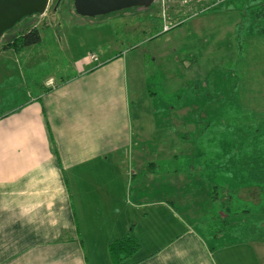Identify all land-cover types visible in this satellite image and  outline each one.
I'll use <instances>...</instances> for the list:
<instances>
[{
  "label": "crops",
  "instance_id": "0c3cea01",
  "mask_svg": "<svg viewBox=\"0 0 264 264\" xmlns=\"http://www.w3.org/2000/svg\"><path fill=\"white\" fill-rule=\"evenodd\" d=\"M210 20L92 52L76 77L35 83L19 112L0 117V264H112L109 246L133 225L141 251L129 264H264V239L234 237L195 157L231 82L211 68L227 55L210 51L231 48L235 27ZM198 52L208 68L189 65ZM187 84L203 90L183 93Z\"/></svg>",
  "mask_w": 264,
  "mask_h": 264
},
{
  "label": "rangeland",
  "instance_id": "374dc122",
  "mask_svg": "<svg viewBox=\"0 0 264 264\" xmlns=\"http://www.w3.org/2000/svg\"><path fill=\"white\" fill-rule=\"evenodd\" d=\"M52 3L49 5L50 10L46 17L25 18L0 38L1 51L5 45L34 27L40 31L42 37L39 45L26 48L23 52L0 53V117L19 112L26 103L28 92L38 91V84L46 86L51 79L60 86L76 77L82 61L92 52L97 55H116L114 53L132 49L145 39L161 34L165 25L160 0H156L149 7L124 10L96 18L78 16L74 10L73 0H62L58 20L48 19L52 17L50 13ZM262 4L264 0H227L210 10L201 11L203 7L197 8L194 13L187 15L170 10L168 11L170 20L167 23L172 25L173 22L185 21L190 27V22L193 20L212 18L209 24L215 29L227 21L231 33L236 24L232 18L234 20L237 16L238 24L245 22L240 28L243 35L251 33V37L259 34L264 36V29L259 34L257 30L252 31L255 28L254 10ZM196 13L198 15H195ZM249 27L252 28L251 32H247ZM249 44H244L245 61L240 62H238V43L234 38L231 43L235 50L234 54L231 46V48L222 47L221 52L210 51L211 55H227L224 60L226 64L220 65L224 61L220 60L218 63L215 60L211 68H219L216 71L230 76V89L227 90L225 87V90H221L227 100L222 103H211L212 119L204 126V134L195 138L196 147L204 151L203 157L198 160L203 161L205 166H214L216 172L212 174L202 169L201 175L205 180L211 184L214 182L219 187L217 191L219 203L221 205L228 203V207L222 205L220 216L223 218L227 216L225 208L229 209L231 230L234 237L236 235V238L241 240L264 239V98L262 96L264 92L259 96L258 86L254 81L249 87L250 79H244L242 88L235 90L237 78L240 77L238 71L243 68H258L259 72H264V60L259 65L251 61L258 46L253 41ZM248 46L250 50L247 52ZM204 54L198 52L195 55L196 60L189 61V65L208 68ZM234 57H236L235 61ZM4 68L20 69L13 70L9 74ZM20 70L27 80L25 83L19 76ZM252 73L250 71V75ZM35 83L37 85H34ZM25 84H28L29 88H26ZM187 85L189 88H183V93L200 86ZM244 89L247 91V93L244 91L245 95L242 92ZM199 90H203L202 87H199ZM253 92L257 96L256 102L251 96ZM233 93L236 99L232 97ZM226 161L232 164H224L229 163ZM228 197L232 200L227 202Z\"/></svg>",
  "mask_w": 264,
  "mask_h": 264
},
{
  "label": "trees",
  "instance_id": "16d2710c",
  "mask_svg": "<svg viewBox=\"0 0 264 264\" xmlns=\"http://www.w3.org/2000/svg\"><path fill=\"white\" fill-rule=\"evenodd\" d=\"M230 10H233V9L230 8ZM233 12H234V10H233ZM234 15H235V13H234ZM238 23L239 22H237V24L235 25V31H234V37L238 43V52H239L238 62L245 61V57L243 55V54H245L243 51L244 44L245 43L249 44L251 41H253L258 46V50H257V52H255V54L252 53V54H254V57H252L251 61H253L255 64H258V65L262 64L261 62L264 60V52H263L264 51V36L259 34V32L264 29V4H262L257 9L254 10L253 23H255V28L252 30V28H250L251 27L250 26L249 29L247 30V32H251V30L252 31L257 30V33L259 34L258 36L251 37V35H252L251 33L250 34L245 33V35H243L240 28L242 27V25L245 22H242L240 24H238ZM179 26H181V25H179ZM179 26L175 27V29L178 28ZM252 38H255V39H252ZM41 41H42V37H41L40 31L37 28H33L30 31H28L26 34H23L20 37L16 38L12 43L5 45L2 50L5 51V50L13 49L15 52H20V51L25 50L26 48L39 45L41 43ZM249 46H251V44H249ZM249 46H248L247 52L250 50ZM249 55L251 56V54H249ZM250 71H252L254 73V75H253V73L250 75ZM238 74L240 75V77L237 78V85L235 86V90H236V88L237 89L242 88L241 86L243 85L244 79H250L249 87L252 86L251 82L254 81L255 85L258 86L257 93L259 94V96L264 92V72L263 71L259 72L258 68H243L242 70L238 71ZM246 82H248V81L246 80ZM244 91H246V90L245 89L242 90L243 95H245ZM246 93H247V91H246ZM234 95L235 94L233 93L232 97L236 99L237 97H234ZM255 95H256V93L253 92V94L251 96H252L253 101L255 100V102H256L257 96H255ZM262 96L264 98V95H262ZM185 140H190V138L185 137ZM196 141L197 140L194 138V142H196ZM198 152H200V153L196 154V152H195V157L197 156L196 159L197 158L200 159L201 157H203L202 154L204 151H202V149L199 148ZM201 162L203 163V161H201ZM226 162H229V163H224V164H232V163H230V161H226ZM201 165L208 172H212V174H216V172L214 171V169H215L214 166L211 167L210 165H207V166H205L204 164H201ZM152 167H153V165H147L146 166L145 171L147 174L154 175L157 173V171H151ZM199 171H200L199 168H197V166H195V164L191 167V173L195 174V172H199ZM210 186H211V192H212V199H213V201L217 202L219 199V197L217 195V191H218L219 187L216 186V184L214 182L212 184L210 183ZM229 199H231V198L229 197ZM224 223L225 224L230 223L228 218L224 221ZM222 232H224V231L221 230V232H220L221 235H222ZM140 251H141V243L135 234V226L134 225L131 227L129 233L125 237L113 242L108 248V252H109V256H110V260H111L112 264H129L130 261L132 259H134L140 253Z\"/></svg>",
  "mask_w": 264,
  "mask_h": 264
},
{
  "label": "water",
  "instance_id": "95a60500",
  "mask_svg": "<svg viewBox=\"0 0 264 264\" xmlns=\"http://www.w3.org/2000/svg\"><path fill=\"white\" fill-rule=\"evenodd\" d=\"M156 0H73L78 16L96 18L151 6ZM51 0H0V38L28 17H44Z\"/></svg>",
  "mask_w": 264,
  "mask_h": 264
},
{
  "label": "built area",
  "instance_id": "2783aa9c",
  "mask_svg": "<svg viewBox=\"0 0 264 264\" xmlns=\"http://www.w3.org/2000/svg\"><path fill=\"white\" fill-rule=\"evenodd\" d=\"M227 0H160L162 5V17L164 20V33L170 32L175 27L182 25L185 21L173 22V26L168 25L170 17L168 16V11L173 10L181 12L182 15H187L194 13L197 8H202L201 11L210 10L219 4ZM195 15H198L196 13ZM92 59H96L95 55L91 56ZM49 86H53V82H49Z\"/></svg>",
  "mask_w": 264,
  "mask_h": 264
},
{
  "label": "flooded vegetation",
  "instance_id": "af4514ba",
  "mask_svg": "<svg viewBox=\"0 0 264 264\" xmlns=\"http://www.w3.org/2000/svg\"><path fill=\"white\" fill-rule=\"evenodd\" d=\"M52 1V0H51ZM51 3L52 2H50V5H51ZM53 4V6H52V10H51V12L50 13H52L51 14V16L52 17H50V18H48V19H56V20H58L60 17H59V15H58V11L61 9V6H62V0H56L54 3H52ZM50 10V8L48 9V11ZM48 11H47V13H48ZM47 13H46V15L44 16V17H46L47 16ZM34 28H36V27H34Z\"/></svg>",
  "mask_w": 264,
  "mask_h": 264
}]
</instances>
